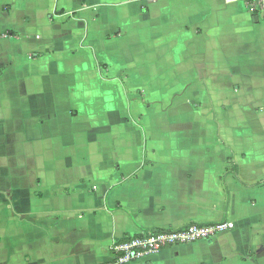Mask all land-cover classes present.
Returning <instances> with one entry per match:
<instances>
[{
    "label": "crops",
    "instance_id": "0c3cea01",
    "mask_svg": "<svg viewBox=\"0 0 264 264\" xmlns=\"http://www.w3.org/2000/svg\"><path fill=\"white\" fill-rule=\"evenodd\" d=\"M0 264H113L125 236L235 228L126 264H264V17L244 0H0Z\"/></svg>",
    "mask_w": 264,
    "mask_h": 264
},
{
    "label": "built area",
    "instance_id": "2783aa9c",
    "mask_svg": "<svg viewBox=\"0 0 264 264\" xmlns=\"http://www.w3.org/2000/svg\"><path fill=\"white\" fill-rule=\"evenodd\" d=\"M254 14L264 17V0H244ZM235 228L234 221L225 220L212 224L193 222L180 228H168L141 232L135 236H125L110 246L113 264L143 261L147 256L166 248L181 244L211 240L221 233Z\"/></svg>",
    "mask_w": 264,
    "mask_h": 264
},
{
    "label": "trees",
    "instance_id": "16d2710c",
    "mask_svg": "<svg viewBox=\"0 0 264 264\" xmlns=\"http://www.w3.org/2000/svg\"><path fill=\"white\" fill-rule=\"evenodd\" d=\"M0 73H1V71H0Z\"/></svg>",
    "mask_w": 264,
    "mask_h": 264
}]
</instances>
